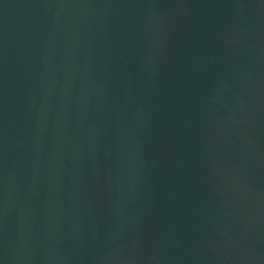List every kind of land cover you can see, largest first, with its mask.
I'll list each match as a JSON object with an SVG mask.
<instances>
[{
    "label": "water",
    "instance_id": "95a60500",
    "mask_svg": "<svg viewBox=\"0 0 264 264\" xmlns=\"http://www.w3.org/2000/svg\"><path fill=\"white\" fill-rule=\"evenodd\" d=\"M0 264H264V0H0Z\"/></svg>",
    "mask_w": 264,
    "mask_h": 264
}]
</instances>
